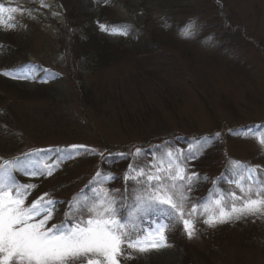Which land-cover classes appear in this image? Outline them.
<instances>
[{
  "label": "rangeland",
  "instance_id": "rangeland-1",
  "mask_svg": "<svg viewBox=\"0 0 264 264\" xmlns=\"http://www.w3.org/2000/svg\"><path fill=\"white\" fill-rule=\"evenodd\" d=\"M0 6L8 9L0 13V60L4 48H9L14 54L8 52L6 61L10 64L14 59L19 67L8 72L10 82L19 89L33 91V79L48 71L64 76L54 85L69 98L57 111L48 112L46 118L37 111L41 114L36 115V121L23 116L31 109L46 106L41 93L33 94L35 100L18 106L14 103L21 120L18 134L23 147L17 142L15 151L6 149L0 152V158L9 159L32 147L85 145L96 149L94 153L87 152L82 160L59 165L54 175L28 178L26 183L36 187L27 204L43 193L55 200L73 197L97 171L104 170L96 153L104 152L107 146L135 151V145L156 142L153 138L165 136L167 130L175 138L189 137L193 141L196 136L264 120V0H0ZM103 7L109 8L119 22L139 26L149 36L156 24L160 39L153 45L157 48L153 52L156 62L145 61L141 54H128L114 64L95 69L90 57H75L73 48L88 47V33L105 44L130 48L129 37L120 28L98 21ZM147 15L151 22L146 20ZM190 20L196 22L195 35L185 38L181 29ZM170 24L176 25L174 29L161 32ZM71 33L78 35L77 43ZM64 48L69 55L62 53ZM78 72L83 73L84 83L93 87L95 100L104 94L99 112L92 109L98 106L86 105L83 111L84 104L78 105L74 82ZM222 142L187 160L189 173L216 177L230 160L264 169V148L255 139L223 138ZM177 146L187 148L185 144ZM55 162L42 159L40 166ZM152 163L159 160L154 161L152 156L142 165L137 164L147 167ZM121 164L113 171L125 175L129 164ZM227 185L229 191L235 188L234 184ZM100 187L114 190L115 198L120 192L116 185ZM197 187L198 181L192 189ZM232 206L227 204L226 210ZM193 207L186 203L184 218H191L195 224V238L189 239L183 221L174 219V227L165 233V246L141 253L124 245L119 264H181L184 251L180 244L188 246L196 264H232L235 259L245 264H264V214L213 228L204 220L219 208L206 201L189 217L187 213ZM55 209L49 227L65 219L57 205ZM163 222L164 217L146 220L144 225L138 222L137 227L143 229L140 238L152 234Z\"/></svg>",
  "mask_w": 264,
  "mask_h": 264
},
{
  "label": "snow or ice",
  "instance_id": "snow-or-ice-1",
  "mask_svg": "<svg viewBox=\"0 0 264 264\" xmlns=\"http://www.w3.org/2000/svg\"><path fill=\"white\" fill-rule=\"evenodd\" d=\"M4 11L8 9L0 6V13ZM12 19L9 17V20ZM0 23L3 21L0 20ZM9 26L14 27L15 24ZM101 28L104 26L101 25ZM119 31L126 35L127 27ZM195 31L196 22L190 20L181 29V34L189 38L195 35ZM21 78H27V75ZM229 131L244 138H253L264 148V125ZM219 136L220 133H216L214 137L201 138L196 141L195 147L189 145L187 150L170 148L165 142L163 146H156L159 157L153 156V160L158 159L159 163L147 167H141L136 162L129 163L124 179L137 185V189L131 203L126 205V218H117L120 207L124 206L125 195L118 202L112 195L114 190L91 188L92 194L86 195L85 189H82L67 202L65 219L50 227L48 225L56 211L55 205L63 202L51 198L49 193H43L27 204L36 185L17 181L14 173L37 176L46 171L51 175L54 165L37 167L27 153L23 157L0 158V264H119L118 257L123 254V245L141 253L165 246V233L177 218L183 221L188 238H195L197 229L191 218H184L185 207L194 183L202 178L196 172L189 173L187 160L195 159L197 153ZM68 147L71 151H65L63 158H72L81 149L96 152V149L85 145ZM99 155L102 160L105 158L104 153ZM116 155L121 159L131 156L135 160L144 155V151L137 147L134 152ZM229 170L231 176L224 179L234 184L235 188L228 192L221 189L216 193V198L211 202L219 211L204 220L209 227L264 214V169L259 165L230 161ZM111 179L112 173L97 171L85 188L93 183L104 184ZM229 199L233 206L226 210ZM197 211L198 207L194 206L187 215L191 217ZM152 213H160L164 222L153 229V233L149 234L151 238H140L143 229L137 227V222Z\"/></svg>",
  "mask_w": 264,
  "mask_h": 264
},
{
  "label": "trees",
  "instance_id": "trees-1",
  "mask_svg": "<svg viewBox=\"0 0 264 264\" xmlns=\"http://www.w3.org/2000/svg\"><path fill=\"white\" fill-rule=\"evenodd\" d=\"M148 22L150 21V17L149 15H147V19ZM98 21L104 25H106L107 27H111V28H122L124 26L127 27V36L129 37V43H130V48H120L121 45H112L110 43L105 44V42H102L100 40L95 39V35L94 34H90L88 33V36L86 38L87 42V46L86 48H73L74 49V55L76 58L79 57H90L91 59H93V64H94V68L98 69L100 67L106 66V65H110V63H116L119 59H122V57L126 56V55H137V54H141L142 57H144V60L151 63V61H155L157 57V55L153 52L157 49V48H153L154 43H157L160 41V39L157 37V30H159V28H157L156 24L154 25L155 28L151 29V33L152 35L149 36L148 31H145L144 29L140 28L139 26H129L128 24H125L124 22H119L118 20H116L113 16H111L110 13V9L107 7H103L102 10L100 11V17L98 18ZM178 23V22H177ZM177 23H172V24H177ZM53 24L56 26L58 25L57 22H53ZM172 24L167 25L166 27H163L161 29V32L163 30V32H167L164 29H168L170 28L171 30L174 29V27L176 25H174L172 27ZM181 25V24H179ZM172 27V28H171ZM69 28V27H68ZM70 29V28H69ZM171 30H169V32H171ZM159 32V33H161ZM73 34V41L75 43L78 42L79 37L78 35ZM163 35V34H162ZM168 34H166L167 36ZM61 36H65V34L61 33ZM165 36V37H166ZM61 37V38H62ZM65 42V41H64ZM138 46H141L142 48H137ZM65 49V48H64ZM62 51L63 54L69 55V51H66V49ZM3 55L1 57L0 60V152L2 153L4 150L9 149V151H15L16 147L15 145L17 144V142H19V147H23V140L20 137V135L18 134L19 130V122L21 121L19 117H17L16 112L14 111V103H17V106L19 104H23L24 102H29L30 100H35L37 97H34L33 94L37 93H41L42 94V98L46 100V106L43 107L42 109H38V108H34L31 109L30 111L27 112V116H23V118H30L33 119L34 121H36V115L39 116V114L42 115L43 118H46V116L48 115V112L54 110L57 111V108L62 106L64 104V102L66 103L67 100L69 102V98L67 93H65L64 90H61L60 88H57L54 84H56L59 81H62V79L64 78V76L62 75H54L52 73L47 72H43L42 76H38L36 78H34V83H35V90H24V89H19L17 88L14 84H12L10 82V79L8 77V74L6 75L5 73H8L12 68L16 67L15 69H18V63H16V61H14V59L12 60V62L10 64H8V62L6 61V59H8L9 55L8 52L14 54V52L9 49V48H4L3 50ZM16 53V52H15ZM69 57V56H68ZM156 62V61H155ZM154 62V63H155ZM93 68V69H94ZM13 69V70H15ZM45 73V74H44ZM44 74V75H43ZM73 76V73H72ZM77 79L74 82H76V98H77V102L78 105L83 106L82 110L84 111L86 108L85 106H90L91 107H96L97 108H92L94 111L99 112V106H101L104 102V94H101V97L99 98V100H95V96L93 93V87L90 85H87L84 83L83 80V73L78 72L76 74ZM71 77V75H70ZM69 78V77H68ZM71 80V79H70ZM13 100V101H12ZM41 112V113H37ZM47 120V119H45ZM264 125V120H262L261 122L258 123H250L247 124L245 126H237V127H228L225 132L222 131L220 132V136L219 138L213 139V142L211 143V145H209L208 147L204 148L202 150V152L200 153H204L208 150H211L212 148H214L215 146H219L222 145V139H233L235 137H243L242 135L236 134V132H230V129L233 130H240V129H247L250 127H260ZM216 133H212V134H203L200 136H196L193 141H191V138L189 137H179V138H175L172 134V132H170L169 135V130H167V134L164 136L158 134L156 135L155 138H153L152 141H156V142H152L148 145L143 144V145H135V147H141L144 151V155L140 156V157H136L135 160L133 157L129 156L128 158H124L121 159L119 158L116 154L118 153H131L132 151H134L132 149H130L128 152L123 151L122 148L117 149V150H113V148L111 146H107L106 150L102 153H104L105 158L102 160L101 156L96 153V155L99 156L98 160H99V166H101L104 170L101 172L102 174H107V173H112L113 175V179H111L110 181H107L104 184H96L93 183L91 186H89V188H85L86 185H89V181L92 180L89 179L88 182L86 183L85 186H83L82 189H85V194L86 195H91V188H99L100 186H105V185H116L119 186V194L117 196V201L120 202L121 201V196L125 195L126 199L124 200L123 204L124 206L120 207V215L117 217L118 219L121 217H127V211H126V205L128 203H131V197L134 193V190L137 189V185H135L133 182H126L124 179V174H120L117 173L116 171L113 170H117L118 169V165H122L121 163H123V165H127L129 163H133V162H137L140 165H142L143 161L145 159H149L152 156L157 155L159 156V152L157 151V147L156 146H163L165 144V142H168V147L170 148H174L177 149V145H187V148H182L183 150H187L189 148L188 145H192L193 147L196 146V141L197 140H201V138L204 137H214ZM221 136H223V138H221ZM9 142V143H8ZM8 143V144H7ZM8 146V147H7ZM5 147V149H3ZM164 151H167V148L163 149ZM65 151H71V149H69V147H64V146H50L48 148H36V147H32L28 150H26L25 152H22L18 155H15L11 158L14 157H23L24 154H29L32 157V163L35 164L37 167H40V161L42 159H55L56 162L54 164V168L52 170V174L54 175L56 173V169L59 167V165H67L68 163H70L71 161L74 160H82V158H84L85 154L87 153L86 151H84L83 149L78 151L77 155H74L72 158H63V154ZM131 151V152H130ZM111 154V155H110ZM262 155V154H261ZM90 157H92L93 155H89ZM197 157V155H196ZM9 158V159H11ZM191 158H189L188 160H190ZM230 161H237V160H230ZM230 161L226 164V166L221 170V172L216 176V177H206L207 179H204L205 177L200 176L202 179H200L198 181V187L194 188L191 190L190 194H189V200L187 201V203L189 204H193L196 207H199L202 205V203L206 202V201H212L216 198V193L219 192V190L223 189L226 192H228V188L226 186L227 182L225 181V177H230L231 173H230ZM47 172L45 171L44 174L42 175H37V176H31V175H26L23 172H15V176L17 181L21 182V183H26L28 178H31L33 180H38L40 178H42L44 175H48L46 174ZM50 175V176H51ZM27 176V177H26ZM263 178V177H262ZM213 181H216V183L214 184ZM127 188V193L125 194V189ZM81 189V190H82ZM81 190H79L77 193H79ZM76 193V194H77ZM34 194V190L31 192L30 196H32ZM197 194V195H195ZM73 197L69 198L68 200L65 199H61V200H57V201H62L63 203H57L56 205L60 208L58 209L59 213H62L65 216V211L68 208V204L67 202L70 201ZM228 204H232L231 200L229 199ZM239 205V204H237ZM162 217V215L160 213H152L149 215H146L142 221H138L140 222L141 225L146 224V220H153L155 218H159ZM63 221V220H62ZM137 222V223H138ZM173 221L172 224L170 226V229L167 232H170V230L174 227L173 225ZM180 247H182L183 251H184V256H183V260L181 264H196L195 262L192 261V255L190 254V250L188 248V246H186L185 244H180ZM124 249V245L122 246ZM125 250V249H124ZM124 252V251H123ZM191 255V256H190ZM232 264H245V262L239 260V259H235Z\"/></svg>",
  "mask_w": 264,
  "mask_h": 264
}]
</instances>
